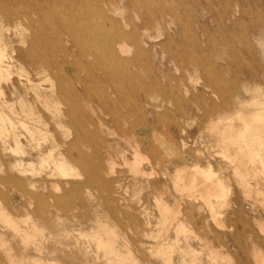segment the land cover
I'll return each instance as SVG.
<instances>
[{"label":"rangeland","instance_id":"obj_1","mask_svg":"<svg viewBox=\"0 0 264 264\" xmlns=\"http://www.w3.org/2000/svg\"><path fill=\"white\" fill-rule=\"evenodd\" d=\"M38 1L0 0L6 42L50 63L26 59L0 82V103L10 105L0 110L12 121L0 135V264H264V0H54L45 16L34 11ZM103 16L116 48L125 43L121 65L109 56L89 65L62 26L93 37ZM42 33L51 47L29 50ZM66 61L76 76L63 79ZM59 89L69 94L56 99ZM20 96L45 123L39 146L19 124L33 126ZM241 116L258 117L259 143L239 136ZM51 149L70 152L76 176L43 160ZM135 150L142 172L132 167ZM193 163L222 182L209 201L183 186L187 173L174 181L177 166ZM101 236L116 237V252Z\"/></svg>","mask_w":264,"mask_h":264},{"label":"bare ground","instance_id":"obj_2","mask_svg":"<svg viewBox=\"0 0 264 264\" xmlns=\"http://www.w3.org/2000/svg\"><path fill=\"white\" fill-rule=\"evenodd\" d=\"M55 3H56V1H54V0H39L38 1V4H37V7L36 6L34 7V11H36L38 15L42 12V15L45 16L46 15V11H45L46 10L45 9L46 6L49 7L51 4H55ZM19 11H21V10H18V12ZM82 12L85 13L87 15V17H88L87 20H86V22H85V24L86 23H87V25L88 24H91V26H92L93 22L90 19V14L87 11H82ZM57 14L60 15V12H57ZM0 15H2L3 17H6V18L10 17L9 14L5 10H3L2 8H0ZM102 18L103 19H101L97 23V25H96V31L94 32L95 34H94L93 37L92 36H84V35L83 36H81V35H72V33L69 32L70 29L67 31V28L68 27L70 28L72 26L71 24L68 25L67 23L62 22V26L65 28V31L67 32L66 33L67 34L66 36L68 37V40L76 48L79 49L80 55H82L83 57H88V56H91L92 57L91 58L92 60L89 61V65H93L94 64V65L100 66V65L103 64L104 59L107 56H109V58H112V59H118L119 60V64L121 65V64H123L125 62L123 60L124 58H122L124 56L123 54L126 55L125 43L123 45H121L118 49L116 48V46H115L116 43L115 42L118 39L117 38L118 35H113V34L110 33V30L106 26H104L102 24V20H104L106 17L103 16ZM66 20H67V18H66ZM1 28L2 27L0 25V82L2 80H8V79H10V76H11V74L13 72V69H16L18 71L23 70L24 69V65H25L24 61L26 59H28L36 67L47 68L49 66V64H50L49 61L46 58H44L43 56H40V55H37V54L31 55L29 53V51L25 54V56H23L22 53L19 52L17 49L11 48V45L8 42H6L5 37H4L3 33L1 32V30H2ZM31 30H33V29H31ZM19 42L21 44H24V39H21ZM140 43H139V47L141 48V44ZM30 44H31V46H30L29 50L32 48L34 50L39 51L41 49H45L47 47H49V48L51 47L50 40L47 39L45 33H42V37H39V35L35 34L34 35V38L31 40ZM89 46H91V48ZM9 48H10V50H9ZM61 51H62V53L64 55H66L68 53V50H67L66 47L62 48ZM127 55H128V53H127ZM58 66H60V65H58ZM109 68L112 69L113 66L112 65L111 66L109 65ZM61 70H62L61 77L63 79H66V78H68L69 76H72V75H75L76 76V71H75L74 65L72 63H69V62L66 61ZM77 84H79V86H77V88H75V89H77V91H78L77 93L78 94L82 90L83 91L86 90V86L79 79L77 80ZM51 90H53V89L51 88ZM53 92L55 94L56 99L63 98V97L66 96V94H69V93H67V90H64L63 91L62 89L54 90ZM3 95H4V93H3V90H2V88L0 86V97L2 98ZM36 96L38 98H41L42 97L37 92H36ZM41 100H42V103L44 104V106L52 113V116L53 117L57 116L60 113L59 112L60 110H59L58 103H55V101L52 100V97L51 98L50 97H42ZM19 103H20V106L22 108V111L25 113V116L26 117H24V118H27L28 120L30 119L31 122H33V126L32 127L27 126V125H25V123L23 121H20L19 124H21L22 127L24 126V128L27 131L26 133H28V135H29V139L33 143H35L37 146H39L38 145V142H37V140H38L37 139V135L40 134V131L42 132V130H40L41 128L39 129L38 126L39 125H43L44 126L45 123L42 122V120H41V118L39 116L35 115V112L33 111L32 106H30L28 104V102L23 97H21V96L19 97ZM2 107H7L8 108V107H10V105L8 104L7 101L3 100L2 101V104L0 103V109H2ZM72 113H73L72 108H69V109L63 111V114H66V115H71ZM5 114L0 110V135L5 132L4 131L5 124L7 122L12 123V121H10V118H8ZM261 115H263V114L261 113ZM253 116H255V113H254ZM16 117H18V116H16ZM232 117H235V116H232ZM232 117H230V118H232ZM241 117H243V116H241ZM250 117H251V115H250ZM257 119H258V117H257ZM257 119H255V118H253V119H244V117L241 119L242 120V123H243V120H244V123H243V128L241 130H238V131H240L239 132V136H244L245 138H247L246 135H248V138H251L250 139V143H246L247 145H254L256 142H258V140H256L257 138L255 137L256 136L255 135V132L258 131L261 127L259 128V126L256 124ZM262 119H261V121H262ZM30 120L28 122H30ZM24 121H27V120L24 119ZM71 121H72L73 124L82 125L84 123V121H86V120H84V119L78 120V119H75V118H71ZM261 121H258V122L261 124ZM229 128H230V125H227V127H225V129L223 131V136L224 137L225 136L226 137L228 136V138L231 139L232 137L230 135H228V133H227L228 130H229ZM15 129H17V128H15ZM261 131H260V133H261ZM8 132L9 131H7V133ZM45 135H47V134H45ZM249 135H250V137H249ZM258 135H259L258 136V138H259L260 137V134H258ZM221 136H222V134H221ZM13 139L15 141V145H16L17 149L18 150L21 149L19 138H18V136L15 133H13ZM75 139H77V138H75ZM165 142H166V140H165ZM169 144H170V142H169ZM261 144H263V143H261ZM72 145H73V143H72ZM163 151H165V150H163ZM170 151H172V150H170ZM254 153H255V155L259 156V153L257 152V150ZM254 153H252V155ZM68 156L69 157L71 156V154H70V152L68 150H66V151H63V150L62 151H59L58 155H56L53 152V150L51 149L49 151V153H48L47 158H44L43 160L44 161H47L48 160L50 163H52L53 167L56 168L59 171V173H60V175L62 177L76 176L77 173H74L73 172V170L75 168L70 163V161L68 159ZM143 158H144V156L142 157L141 152H139L138 150H135L134 151V158H133V161H132V167H133L134 170H136L138 172H142V170L139 169L138 165H139V163L141 162V160ZM186 173L188 174V178L184 181L183 186L186 189H188V190L201 189L202 196H203V198L206 201H209L212 195L218 194L220 192L221 188H222V182H221V180L214 177V174L215 173H213V171L210 169V167H204V166H201V165L196 164V163H193L192 165H180V166H177L174 169V171H173L174 181L176 183L180 184V180L182 179L183 175L186 174ZM55 187H57V185H55ZM161 205H163V204H161ZM164 208L167 209L166 206H164ZM27 226H29V225H27ZM32 227H33L34 232H35L36 229L34 228L33 224H32ZM101 227H103V226H101ZM104 227L105 228L101 229L102 231L104 230L103 233L107 232L108 235H112L113 234L114 231L112 229L110 230V228H106V225H104ZM25 229L26 228H24L23 230H25ZM30 231L33 232V230H31V229H30ZM23 234L25 235V234H29V233H23ZM114 234H115V232H114ZM103 235L104 234H102V236ZM102 236L101 237H98L99 243L101 245H103L104 248H107L111 252H116L115 247H114L115 244L113 246V242L116 241V239H115L116 237L115 238L113 237L114 240H115V241H113L109 237H107V239H106L105 236H104V238L106 240H104ZM28 238H30V237H28ZM171 246H173V245H171ZM40 263L41 262H38L37 264H40ZM186 263H188V262H186Z\"/></svg>","mask_w":264,"mask_h":264}]
</instances>
